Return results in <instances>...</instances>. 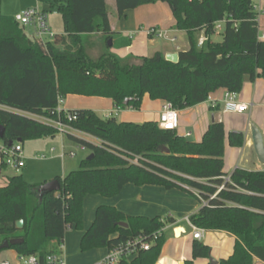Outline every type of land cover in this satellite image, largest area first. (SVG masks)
Listing matches in <instances>:
<instances>
[{
  "label": "trees",
  "instance_id": "16d2710c",
  "mask_svg": "<svg viewBox=\"0 0 264 264\" xmlns=\"http://www.w3.org/2000/svg\"><path fill=\"white\" fill-rule=\"evenodd\" d=\"M157 2L169 6L172 29L188 35L189 48L179 53L177 64L158 52L148 58H121L108 51L90 60L83 45L92 36L104 45L119 37L111 31L105 0H54L50 5L60 14L64 33L55 34L46 47L0 12V126L4 127L0 146L9 149L26 140L54 137L55 128L34 117L61 121L100 142L94 145L68 133V140L86 147L93 158L87 160L88 155L77 170L55 177L59 189L42 197L40 185L27 184L22 175L7 178L0 188V245L23 239L10 247L20 256L52 252V245L63 243L67 228L82 229L87 195L112 198L131 184L185 190L204 201L190 216V224L237 238L232 255L218 264H255L254 258L264 264V171L237 168L230 182L223 180L225 137L229 147L242 148L243 133L226 135L223 124L213 121L201 140L192 142L176 131L161 130L154 121L120 122L84 109L69 111L76 120L68 122L55 113L57 98L68 95L104 97L115 110L132 111L139 110L147 95L182 111L207 102L217 90L239 94L247 81H264V41L259 40L252 0H114L118 17ZM218 22L224 23L222 40L208 41L198 49L196 31L204 30L210 39ZM130 42L120 38L117 47L127 48ZM0 158L2 171L8 158L1 153ZM94 216L80 240L82 253L111 248L139 234L150 237L166 225L158 217H132L106 205L98 206ZM19 221L21 230L16 229ZM163 242L159 236L149 251L120 264H155ZM210 252L209 246L193 240L191 260L184 263L208 259Z\"/></svg>",
  "mask_w": 264,
  "mask_h": 264
},
{
  "label": "crops",
  "instance_id": "0c3cea01",
  "mask_svg": "<svg viewBox=\"0 0 264 264\" xmlns=\"http://www.w3.org/2000/svg\"><path fill=\"white\" fill-rule=\"evenodd\" d=\"M105 4L107 5V9L109 6L111 7L112 14H114V17H116V20L113 22L109 15L110 12L108 9V20L110 21L111 31L113 33H118L119 36L112 41L113 47L111 48V51H109L110 53H113V50L120 52L124 51L125 53L121 54L124 58L132 56L148 58L150 56L147 55L146 50H142V47L144 45L148 47L147 45H152L154 40L161 39L165 40L166 43L169 44L165 43L161 48L150 46V51L153 53V55L158 52L165 58V56L168 54L179 55L181 51L188 50L189 45L185 48L184 42H179L181 34L186 33L184 31H176L172 29L175 23L174 19L172 18L169 6L166 3L157 2L154 4L140 6L135 9H130L125 11L121 17L116 15L114 0H105ZM255 6V12L257 14L258 21V33L261 37L260 41H264V0H256ZM149 28L157 29L160 31V33H162V35H164V37L158 38L156 36H148L147 30ZM25 30L27 29L25 28ZM218 31H216V33ZM196 34L198 35L195 39L197 41L198 38L204 34V30L196 31L195 35ZM56 35L61 36L63 34ZM214 35L215 33H213V36ZM213 36H211L209 39L211 43H213ZM120 38L129 39L131 41L130 46L127 48H118L117 44L119 43ZM146 40L148 43H146ZM224 93V90H217L209 95L207 102L198 104V106L192 108L177 111L179 116V127L176 130V133L181 137H185L186 139L191 138L192 142H199L205 133V130L213 121H219L223 124L226 135L232 131L243 133L244 144L242 148L229 147L225 137L223 158L226 159L227 155H230L231 157L234 156L231 163L235 164L233 171L237 168L249 171L239 164L242 163V158L245 152L251 153L254 151V147H252L251 131L249 130L250 124H252V122L255 124V127L258 129V131H260L262 135V141L264 142V123L259 118L260 108L264 107V81L260 79H256L254 82L247 81L244 84L243 90L237 94L236 99L239 103L249 105V109L243 114L223 112L224 105L222 98ZM78 100L79 99L77 98H71L69 101H67L63 107L64 111L68 112L72 110H80L78 109L80 108L79 104L75 102ZM141 101L142 103L139 110H124L130 111L131 113L121 116V118L124 119L121 122L139 124L150 121L158 122V115L163 102L151 100L147 95H145ZM214 101H217L218 103L216 106L218 107V110L215 111V114H211L212 118L209 119V116L206 113L207 111H210V104ZM110 106L113 107L112 102L103 101L94 104L93 107H101L103 111H106L104 114L105 116L111 115L113 113V110L111 111ZM93 110L99 111L96 110V108H93ZM231 114L238 116L237 118L233 119H231V117L230 121L227 116L229 117ZM230 175L226 173V176L223 178L230 177ZM6 182L7 181H5V183L0 182V188L5 187ZM185 187L188 189L187 186ZM150 189V193L147 194ZM191 191L194 193L193 190ZM110 200L111 205L109 206L115 208L119 212H123L128 216H141L149 220L158 217L161 219V221L166 222L161 234L164 240L161 250L162 259L158 260L155 264H185L184 262H186L188 259L190 247L194 240L192 237L193 231L191 230L188 221L190 216L194 215L201 209V207L204 205V201L193 198L185 190L169 189L167 191L162 187H137L131 184L124 186L119 195L110 198ZM167 234L169 235L166 236ZM226 237L232 240L231 248H226L225 251L219 250V252L215 254V246L213 243L217 244L219 240H223ZM236 240L237 238L235 236L225 231L205 230L202 239L199 242L211 247L210 254L212 255L214 261L219 263V260L227 259L232 255ZM254 261L255 264H262L256 258H254ZM193 263L210 264L208 259L204 258L195 260Z\"/></svg>",
  "mask_w": 264,
  "mask_h": 264
},
{
  "label": "rangeland",
  "instance_id": "374dc122",
  "mask_svg": "<svg viewBox=\"0 0 264 264\" xmlns=\"http://www.w3.org/2000/svg\"><path fill=\"white\" fill-rule=\"evenodd\" d=\"M54 0H1L0 3V12L2 15L12 17L14 18L16 14H19L20 12L28 9V8H35L37 7L40 11L45 12L47 17L48 26H50L51 31L53 34H63L64 28H63V21H61V16L59 12L53 8L50 4ZM109 15L111 17V20L114 22L116 20V17H114V14H112L111 7L109 6ZM25 30L26 35L31 39L33 34L32 28H26ZM222 32L223 29H220L217 33L215 32V35L213 36L212 42H220L222 40ZM197 34L194 35V38H197ZM48 40V39H46ZM110 42V47H108V43ZM179 42H184V47L186 48L189 45V39L188 35L181 34ZM146 43L148 41L146 40ZM166 43L165 40H154L153 44H148L146 47L145 45L142 47V50H146L148 56H152L153 53L150 51V46H156L158 48H161ZM169 44V43H166ZM84 53H86L87 57L90 58V60L95 61L98 59V57L103 52L111 51V48L113 47L112 40H108L107 44L104 45L102 42L95 36H92L91 40L88 41L85 45H83ZM114 54H117L119 57H122L121 54L125 53L120 51H112ZM71 98H77L78 101H75L79 104L78 109L80 110H89L94 112L99 118H104V114L106 111H103L102 108L93 107L94 104L107 101L111 102L109 99L104 97H88V96H76V95H69L64 99V103L66 104L67 101H69ZM74 100V99H72ZM83 104V105H82ZM93 108H96L94 111ZM111 111L113 112L110 116L116 118L118 121L124 120L121 118V116L128 115L131 113L130 111H117L115 112V109H113L112 106H110ZM216 112L213 111H207V115L209 116V119L212 118L211 114H215ZM238 115H229L227 118H237ZM125 118V117H124ZM262 122L264 123V107L260 108V117ZM230 119V121H231ZM252 124L255 126V124L252 122ZM73 135L78 136L79 138L83 140H87L89 142H96L94 138L83 135L81 133H78L76 131L71 132ZM190 141H192L191 138H188ZM22 145V153L23 157L25 158V165L20 169L19 172L12 169L9 166V159H4L5 166L1 171L0 175V182L5 183L7 181L8 177L16 176V175H22L24 181L29 185H44L49 182H52L55 177L63 178L66 175H68L71 171L77 170L79 163L84 160L88 155L89 151H86L85 153H81L77 151V144L72 142L71 140H68L67 136L65 134H59L56 133L54 137H41L31 140H26ZM63 146V148H61ZM264 147V142H263ZM51 149H54L53 154H51L49 151ZM70 150L77 151V156L75 158H68L67 155ZM62 151L65 152L66 156L64 159H61L60 156L62 154ZM253 151V150H252ZM43 156H46V158H43ZM234 156L227 155L226 159H224V171L230 175V173L235 168V164L232 163V158ZM1 161V158H0ZM1 163V162H0ZM243 166L247 170L251 171H261L264 170V164L259 163L257 156L255 152H245L242 158V163L239 164ZM151 189L147 194H149ZM97 199V200H95ZM109 206L111 205L110 198L100 197L97 195H88L86 196L85 202L83 204V225L81 230H76L74 227L67 228L66 235L64 238V241L62 243V250L65 254L66 261L68 264H89L93 263L100 258H102L105 254V250L103 249H94L91 251H88L86 253H82L79 249V244L82 236L85 234L87 229L91 226L94 220V212L98 206ZM167 234L166 236H168ZM58 244L52 245L51 250L55 251ZM215 246V254L219 252V250L225 251L226 248H231L232 246V240L228 237L224 238L223 240H219L217 244L213 243ZM190 247V245H189ZM211 248V247H210ZM161 257V258H160ZM162 259V252L159 255L158 260ZM213 259L212 255L210 254L208 258ZM157 260V261H158ZM191 260V247L190 252L188 254V259ZM200 260V259H196ZM214 260V259H213ZM0 261H8L9 264H19L18 262V254L13 249H6L2 252H0ZM195 261V260H193ZM192 261V263H193ZM194 264V263H193Z\"/></svg>",
  "mask_w": 264,
  "mask_h": 264
},
{
  "label": "built area",
  "instance_id": "2783aa9c",
  "mask_svg": "<svg viewBox=\"0 0 264 264\" xmlns=\"http://www.w3.org/2000/svg\"><path fill=\"white\" fill-rule=\"evenodd\" d=\"M254 10H256V0H252ZM15 23H18L23 28H32L33 34H32V40L37 41L40 43L43 47H46L50 41L54 40V35L50 29V26H48L47 17L45 12L40 11L37 7L26 9L19 14H16V16L13 18ZM257 21V20H256ZM258 23V21H257ZM224 27L223 22H218L214 26L213 33L216 31L222 29ZM148 36H156L158 38L164 37L160 31H158L155 28H149L147 30ZM48 39V40H46ZM259 40H261V37L259 36ZM209 41V38L203 34L200 36L197 40L196 47L198 49L202 48L207 42ZM237 94L234 93H228L225 92L223 95V112L224 113H237V114H243L247 112L249 109L248 104L239 103L236 99ZM64 99L62 97L57 98V107L55 108V113L59 115H64L65 119L68 122H72L75 119V116L71 112L64 111ZM217 101H214L210 104L211 108H215L217 106ZM119 111L118 109L115 110V112ZM110 115H105L104 118H108ZM158 127L163 131H176L179 127V116L178 112L174 109L171 103L166 102L162 104L160 113L158 115ZM34 119L39 120L41 123L54 127L56 132L59 134H65L71 133L74 131L69 125L67 126L65 123L61 121H54V120H48L41 117H34ZM72 134V133H71ZM78 137V136H77ZM96 142H92L94 145H100V142L95 139ZM63 148V146L61 147ZM77 151L81 153H85L87 151L86 147L83 145L77 146ZM77 151L70 150L67 157L68 158H75L77 156ZM51 154H53L54 149H51L49 151ZM0 153L4 154L9 159V166L16 170L17 172L20 171L22 167L25 165V158L23 157L22 153V145L17 143L15 146L7 149L0 146ZM66 156L65 152L62 151V154L60 156L61 159H64ZM43 158H46V156H43ZM230 177L223 178L225 182H230ZM223 189V186L219 187L218 190ZM194 194L197 196V193L194 192ZM215 198V196H213ZM205 203V202H204ZM191 230L193 231L192 237L194 240L200 241L202 239L203 233L205 230H200L195 228L190 224L188 221ZM162 234V230H159L155 233H153L152 236L147 237L143 234L137 235V237H134L132 239H128L124 242H120V244H117L111 248H104L105 254L102 258L99 260L91 263V264H120L122 261L130 262L133 259L137 258V256L141 252L149 251L151 248V245L153 242ZM63 246L62 243L57 245V248L55 251L39 254V255H18V262L19 264H67L65 254L62 250ZM0 264H9L7 261H0Z\"/></svg>",
  "mask_w": 264,
  "mask_h": 264
},
{
  "label": "water",
  "instance_id": "95a60500",
  "mask_svg": "<svg viewBox=\"0 0 264 264\" xmlns=\"http://www.w3.org/2000/svg\"><path fill=\"white\" fill-rule=\"evenodd\" d=\"M108 46H110V42L108 43ZM165 60L169 61L173 64H177L178 63V54H168L165 56ZM249 130L251 131L252 147H254V152L257 156V159H258L259 163L264 164V147H263L262 135H261L260 131H258V129L253 124H250ZM3 135H4V127L0 126V141L3 140V138H4ZM10 145H12V143H9V146ZM163 151L165 153H169L168 149L163 148ZM92 158H93V155H89L86 159L90 160ZM58 189H59L58 182L56 179H53L52 182L41 185L38 188V194H39V197H42L44 194L52 193ZM22 226H23V221H19L16 223V229L17 230H21ZM120 226L127 228V224H125V223H120L119 227ZM22 241H23V239H13L10 241H6L0 245V252L4 251L10 247L20 245L22 243ZM209 262H210V264H218L213 259H209ZM180 264H183V263H180Z\"/></svg>",
  "mask_w": 264,
  "mask_h": 264
}]
</instances>
